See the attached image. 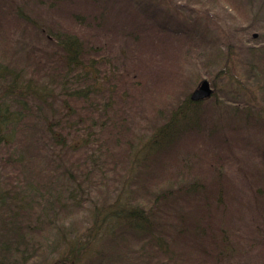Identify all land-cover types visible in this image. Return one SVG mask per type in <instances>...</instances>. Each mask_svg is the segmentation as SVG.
<instances>
[{"label":"trees","instance_id":"1","mask_svg":"<svg viewBox=\"0 0 264 264\" xmlns=\"http://www.w3.org/2000/svg\"><path fill=\"white\" fill-rule=\"evenodd\" d=\"M110 1L33 0L55 8V15L65 7L80 26L108 24L133 38L135 29L126 31L118 16L120 24L107 19ZM89 4L104 10L98 15ZM5 8L33 24L51 47L46 70L28 78L0 63V264H231L237 254L249 257L261 246L257 257L264 264L263 224L253 220L254 232L244 233L221 219L211 223L221 214L227 219L232 208L225 188L229 174L214 152L207 159L212 173L197 168L181 181L152 183L159 161L152 155L184 133L185 120H199L207 134L216 131L207 124L215 123L212 114L200 107L209 98H186L137 151L145 153H133L140 106L119 88L121 72L96 63L102 50L80 33L34 18L36 11L26 4ZM216 95L214 87L211 97ZM124 103L135 109L133 116L122 111ZM125 164L134 178L129 183Z\"/></svg>","mask_w":264,"mask_h":264},{"label":"rangeland","instance_id":"2","mask_svg":"<svg viewBox=\"0 0 264 264\" xmlns=\"http://www.w3.org/2000/svg\"><path fill=\"white\" fill-rule=\"evenodd\" d=\"M123 1L127 0L110 1L107 19L120 24V18L126 31L130 26L135 29L132 36H137L135 39L123 36L108 24L80 26L64 6L55 15V8L51 12L44 4L36 6L33 0H0V17L5 20L0 22V63L14 71L27 72L26 78L48 66L45 60L46 50L51 47L49 41L37 34L39 31H35L33 24L20 21L16 13L7 11L5 7H11L12 3L34 9L36 14L32 16L40 17V21L42 18L43 23L51 20L60 30L80 33L105 54L96 56V63L112 65L121 72L122 80L119 73L117 77L119 88L139 103L136 130L131 132L133 153L137 154L145 153L137 151L168 119L170 111L190 96L201 79H209L212 85L214 79L217 95L200 107L212 114L215 123L207 124L216 131L207 134L199 120L191 116L185 120L184 133L152 155L159 160L154 164L152 177L156 181L152 183L181 181L197 168L199 172L212 173L207 159L214 152L223 162V173L229 174L225 188L232 208L227 219L221 214L211 223L217 225L221 219V224L229 222L235 230L253 233V220L259 226L264 225V0H134L131 6H124ZM85 7L86 3L80 6L82 10ZM89 7L98 15L104 10L94 4ZM41 55L43 62L36 63L35 56ZM121 108L128 117L135 114L129 103ZM229 154L236 157L229 161ZM129 168L130 164L122 168L128 183L134 180ZM223 177L224 174L220 180ZM218 184L217 188L223 186L222 182ZM260 249L263 247L251 255L247 253L249 257L237 254L231 264H244L245 258L249 259L246 264L261 263L262 258L257 257Z\"/></svg>","mask_w":264,"mask_h":264},{"label":"water","instance_id":"3","mask_svg":"<svg viewBox=\"0 0 264 264\" xmlns=\"http://www.w3.org/2000/svg\"><path fill=\"white\" fill-rule=\"evenodd\" d=\"M214 93V87L207 78L200 80L196 88L190 94V98L194 101H202L210 98Z\"/></svg>","mask_w":264,"mask_h":264}]
</instances>
